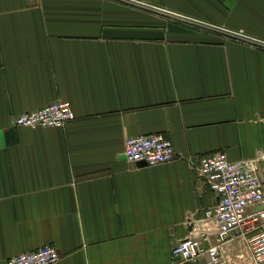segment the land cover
Returning a JSON list of instances; mask_svg holds the SVG:
<instances>
[{
    "label": "crops",
    "instance_id": "0c3cea01",
    "mask_svg": "<svg viewBox=\"0 0 264 264\" xmlns=\"http://www.w3.org/2000/svg\"><path fill=\"white\" fill-rule=\"evenodd\" d=\"M230 30H240L242 34ZM264 0H0V264L51 243L54 264L172 257L216 193L201 155L248 158L264 180ZM56 98L75 117L14 125ZM159 131L181 154L128 163Z\"/></svg>",
    "mask_w": 264,
    "mask_h": 264
},
{
    "label": "built area",
    "instance_id": "2783aa9c",
    "mask_svg": "<svg viewBox=\"0 0 264 264\" xmlns=\"http://www.w3.org/2000/svg\"><path fill=\"white\" fill-rule=\"evenodd\" d=\"M242 34L240 30H230ZM264 48V39L248 37ZM75 117L69 102L56 98L12 118L14 125L60 126ZM123 155L132 164L154 165L181 154L162 132L128 135ZM198 174L216 193L201 214L189 218L190 232L171 247L172 257L191 264H264V180L248 158L230 159L224 150L200 156ZM58 249L44 243L8 256L6 264H54Z\"/></svg>",
    "mask_w": 264,
    "mask_h": 264
},
{
    "label": "water",
    "instance_id": "95a60500",
    "mask_svg": "<svg viewBox=\"0 0 264 264\" xmlns=\"http://www.w3.org/2000/svg\"><path fill=\"white\" fill-rule=\"evenodd\" d=\"M176 257H178V256H176Z\"/></svg>",
    "mask_w": 264,
    "mask_h": 264
}]
</instances>
